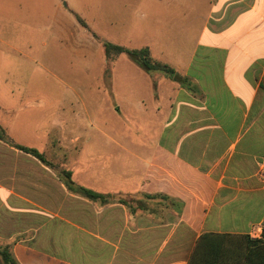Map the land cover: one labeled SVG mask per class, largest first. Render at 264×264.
I'll list each match as a JSON object with an SVG mask.
<instances>
[{
    "label": "crops",
    "instance_id": "1",
    "mask_svg": "<svg viewBox=\"0 0 264 264\" xmlns=\"http://www.w3.org/2000/svg\"><path fill=\"white\" fill-rule=\"evenodd\" d=\"M78 1L61 0L74 17ZM88 1L97 13L112 2L118 34L112 44L148 48L198 89L164 80L157 92L130 88L128 102L112 92L120 109L134 108L151 132L158 129L143 148L129 140L138 147L128 154L134 171L113 168V191L155 197L145 200L160 209L132 210L117 196L107 204L90 201L60 180L65 188L57 190L55 176L25 168L24 157H36L9 152L12 146L0 140V243L18 264H189L203 234L261 238L264 0ZM21 7L0 0L1 14ZM169 43L183 50L180 57H170ZM9 47L0 39V98L13 96L2 83Z\"/></svg>",
    "mask_w": 264,
    "mask_h": 264
},
{
    "label": "rangeland",
    "instance_id": "2",
    "mask_svg": "<svg viewBox=\"0 0 264 264\" xmlns=\"http://www.w3.org/2000/svg\"><path fill=\"white\" fill-rule=\"evenodd\" d=\"M7 1L23 7L8 15L0 12V39L11 46L2 71L6 82L2 83L13 93L10 98H0L7 108L0 109V121L15 144L37 149L46 160L43 164L24 157L25 168H38L41 176H55L57 190L63 191L58 173L69 170L78 186L137 206L145 199L113 191L111 174L113 168L122 169L125 175L133 172L135 161L129 160L128 154L143 148L142 140L156 135L158 129L151 132L134 108L120 109L112 92L119 95V101L128 102L130 88L141 94L153 88L157 92L164 87V80L171 79L158 72H145L125 55L114 60L106 57L104 42L113 43L118 36L112 26V11L108 10L112 2L105 1L104 12L97 13L94 1L79 0L76 14L89 26L85 28L77 16L69 15L66 2L61 0ZM157 46H161L160 41ZM167 47L170 57L181 56L183 50L176 44ZM160 51L153 50L157 59L162 57ZM84 52L87 59L80 54ZM154 118L158 122L159 117ZM129 140L140 144L137 147ZM11 148L9 152L22 153ZM115 155L124 159H113ZM30 161L39 165L32 166ZM145 205L160 209L148 200Z\"/></svg>",
    "mask_w": 264,
    "mask_h": 264
},
{
    "label": "trees",
    "instance_id": "3",
    "mask_svg": "<svg viewBox=\"0 0 264 264\" xmlns=\"http://www.w3.org/2000/svg\"><path fill=\"white\" fill-rule=\"evenodd\" d=\"M63 1V0H62ZM80 23L86 27L85 22L79 18ZM105 55L109 60H114L121 55H125L129 60L135 63L145 72L151 74L158 72L164 74L167 78L175 81L181 87L186 88L192 93L198 92V89L192 82L178 74L171 66L153 59L148 48L129 49L104 42ZM0 140L8 145L28 153L42 163L46 160L37 150L19 146L13 142L5 130L0 126ZM60 180L66 186L70 193L84 197L90 201L107 204L112 196L105 195L83 186H78L72 179V173L69 170L58 173ZM118 202L128 205L132 210H146L144 200L138 201L137 206L131 205L128 201L117 198ZM143 199H155L152 196H144ZM163 201H169L165 196ZM135 207V208H134ZM0 264H18L11 253V247L0 243ZM189 264H264V226L262 236L259 239L251 238L249 235H231V234H203L190 258Z\"/></svg>",
    "mask_w": 264,
    "mask_h": 264
}]
</instances>
